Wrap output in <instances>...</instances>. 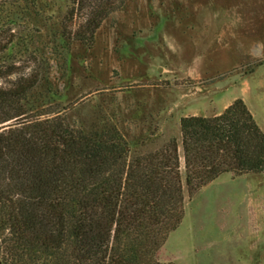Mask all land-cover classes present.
<instances>
[{"label": "rangeland", "instance_id": "obj_1", "mask_svg": "<svg viewBox=\"0 0 264 264\" xmlns=\"http://www.w3.org/2000/svg\"><path fill=\"white\" fill-rule=\"evenodd\" d=\"M111 2L91 35L77 0H0V90L39 78L26 116L53 106L84 129L115 125L129 143L153 133L143 150L180 144V117L213 116L233 96L264 125V0ZM180 162L184 214L157 259L264 264V172L223 173L189 194Z\"/></svg>", "mask_w": 264, "mask_h": 264}, {"label": "trees", "instance_id": "obj_2", "mask_svg": "<svg viewBox=\"0 0 264 264\" xmlns=\"http://www.w3.org/2000/svg\"><path fill=\"white\" fill-rule=\"evenodd\" d=\"M83 1L92 35L113 3ZM38 81L33 73L0 90L7 264H176L156 254L183 218L181 157L189 194L223 173L264 172V132L240 98L218 115L180 117V144L172 137L143 150L156 143L153 133L129 143L115 125L84 129L53 106L26 116L24 102Z\"/></svg>", "mask_w": 264, "mask_h": 264}, {"label": "crops", "instance_id": "obj_3", "mask_svg": "<svg viewBox=\"0 0 264 264\" xmlns=\"http://www.w3.org/2000/svg\"><path fill=\"white\" fill-rule=\"evenodd\" d=\"M236 98H238V97H235V96H233V97H231L230 98V100H229V102L227 103V104H225V105H223L222 107H221V109L219 110V111H216L215 113H214V115H218L219 113H221L229 104H231ZM239 98H241V97H239ZM242 100H243V98H241ZM244 101V103H245V100H243ZM246 104V103H245ZM246 106H247V104H246ZM250 111V110H249ZM252 114V116H253V118H254V114L253 113H251ZM194 115V114H193ZM213 115V116H214ZM255 120V119H254ZM258 123V125H259V127L261 128V130L264 132V125L261 123H259V122H257Z\"/></svg>", "mask_w": 264, "mask_h": 264}]
</instances>
